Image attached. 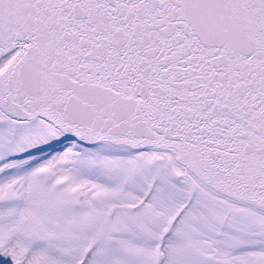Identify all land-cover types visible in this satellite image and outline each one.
Returning <instances> with one entry per match:
<instances>
[{
	"label": "snow or ice",
	"instance_id": "1",
	"mask_svg": "<svg viewBox=\"0 0 264 264\" xmlns=\"http://www.w3.org/2000/svg\"><path fill=\"white\" fill-rule=\"evenodd\" d=\"M0 264H264V0H0Z\"/></svg>",
	"mask_w": 264,
	"mask_h": 264
}]
</instances>
